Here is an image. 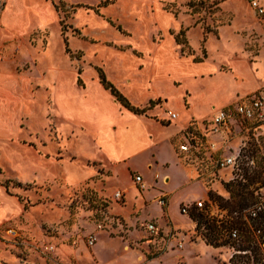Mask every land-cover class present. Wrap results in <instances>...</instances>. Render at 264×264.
I'll return each instance as SVG.
<instances>
[{"label":"rangeland","instance_id":"1","mask_svg":"<svg viewBox=\"0 0 264 264\" xmlns=\"http://www.w3.org/2000/svg\"><path fill=\"white\" fill-rule=\"evenodd\" d=\"M41 1L52 11V18L0 44V72L15 74L31 69L32 64L22 56L24 45L38 52L51 48L52 60L76 75L80 71L81 76L91 68L96 73L98 68L105 72L113 59V48L148 58V51L143 49L146 43L156 46L169 39L182 56H191L194 61L218 60L219 71L232 70L233 61L244 67L260 62L264 69L262 26L246 0H108L106 5L102 4L104 0ZM3 5L0 3V11ZM180 31L184 32L185 44L176 41ZM25 54L28 60L36 56L33 50ZM7 56L12 64L5 67ZM37 60L41 65L33 71L40 75L39 68L47 67L48 60L43 56ZM31 85L40 87L38 82ZM42 99L36 103L34 99L21 100L20 132L0 136V264H77V256L91 249L88 235L101 232L99 223L104 234L97 237L92 249L99 252L98 258L104 264H264V227L254 230L246 243L241 232L239 242H229L223 236L206 242L196 238L189 228L190 221L179 211V205L189 204L190 211L195 208V212L204 210V214L216 218L225 216L229 208L221 204L230 195L225 184L239 180L251 183L244 190H254L255 195L264 198V124L231 121L228 126L211 130L210 117L213 108L219 106H213L206 118L191 120L187 128L203 138L200 156L188 163L183 161L190 171L187 186L171 191L183 183L182 169H173L167 186L161 181L165 170H152L153 174L160 173L154 191H165L170 197V216L165 213L162 221L160 208L151 196L154 192L148 201L138 200V195L134 200L132 194L137 188L130 176L123 174L109 181L103 168L81 156L84 148L73 144V135L57 129L49 110V96ZM15 101L11 100L10 107ZM25 126L31 131L27 133ZM17 141L31 144L48 160L55 159V175L44 174L29 181L19 178L11 163L1 158L3 142L12 145ZM182 141L183 137L175 141L180 157L178 146ZM211 144L218 148L216 156H236L238 167H215L208 158ZM79 166L84 173L79 172ZM118 189L126 190V197L115 199L113 192ZM186 193L189 197L178 203ZM198 200H204L205 206L195 207ZM248 211L243 208L233 213L249 215ZM154 217L162 221L163 230L166 224L180 225L186 235L181 248L173 241L165 244L162 231L153 243L144 242L149 235L141 225ZM113 218L123 227L113 223ZM127 228L131 232L125 231ZM108 236L115 239L111 241ZM241 243L248 247L239 249ZM140 255L145 259L136 258Z\"/></svg>","mask_w":264,"mask_h":264},{"label":"crops","instance_id":"2","mask_svg":"<svg viewBox=\"0 0 264 264\" xmlns=\"http://www.w3.org/2000/svg\"><path fill=\"white\" fill-rule=\"evenodd\" d=\"M3 3L0 11V44L22 35L31 25L41 24L52 18V11L41 0H3ZM23 47L22 56L32 64L31 69L15 74L0 72V136L7 137L20 132L18 121L23 107L19 108L18 104L21 100L34 99L36 103L38 98L43 100V96H49V110L57 129L61 132L64 129L73 135V144L84 148L81 156L103 168L109 181L123 174L130 176L133 187L137 188L132 194L134 200L138 195V200L148 201L147 197L153 191L151 196L160 208L162 221L166 219L165 213L170 216V197L165 206L159 204L158 197L162 194L169 196V193L154 191L160 173L154 171L153 174L152 170H165L161 181L167 186L172 180L173 169H182L184 181L180 187L171 191L187 186L190 171L177 152L175 141L183 137L190 121L206 118L211 114L213 106H227L236 99L237 102L264 90V69L260 62L255 66L244 67L241 62L233 61L232 70L219 71L218 60L194 61L191 56H182L171 39L156 46L146 43L143 49L148 51V58H139L113 48V59L108 62V69L104 72L107 80L136 107L142 108L154 102L144 113L138 114L125 107L104 87L94 68L81 76L80 71L76 75L73 70L62 67L49 57L51 48L38 52L33 46ZM28 50H33L38 58L47 57V67L39 68L40 75L33 70L36 66L40 67L41 63L36 56L28 60L25 54ZM11 61V57L7 56L5 67L10 66ZM33 82H38L40 87H33ZM12 99L17 101L10 107ZM169 109L177 112L175 119L169 118ZM24 129L27 133L31 131L26 126ZM2 145L4 149L1 158L11 163L12 169L24 181L38 180L44 174L52 176L57 172L55 167L58 162L42 157L31 144L17 141L12 145L3 142ZM84 171L79 166V172ZM28 174L33 176L27 179L25 176ZM137 174L141 176L143 188L134 180V175ZM187 197V193L179 197L178 203ZM179 211L190 221L189 228H192L193 222L188 214L181 212V205ZM151 219L157 221L163 232L171 226L166 224L167 228L163 230L162 221L154 217L144 220L141 230L144 223ZM114 220L113 218V223L122 226L120 220ZM129 220L133 222L132 218ZM172 227L178 231L168 240L167 245L172 241L177 244L179 240H182L183 245V237L186 235L180 231V225L173 223ZM100 230L95 235L96 239L104 234ZM125 231L131 232L128 228ZM109 239L113 241L115 238ZM95 242L89 245L90 250L77 256V264H81V259L85 260L84 264H91L92 261L104 264L98 258L99 252H93ZM144 242L147 243L146 240ZM136 258L145 259L142 255Z\"/></svg>","mask_w":264,"mask_h":264},{"label":"built area","instance_id":"3","mask_svg":"<svg viewBox=\"0 0 264 264\" xmlns=\"http://www.w3.org/2000/svg\"><path fill=\"white\" fill-rule=\"evenodd\" d=\"M246 2L250 5V7L254 11V15L258 19L259 23L262 26V32L264 34V0H246ZM0 3H3V0H0ZM167 114L169 118L175 119L177 117V112L174 110H167ZM231 121H237L240 124H249L253 126H259L264 124V90L259 91L253 95H249L245 98L238 100L233 104H229L227 106H219L213 108L212 115L210 117V122L212 125L211 130H218L223 126H228V123ZM201 136H198L192 129L186 128L183 135V141L179 144L178 149L180 151L181 158L185 163L190 162L194 158H198L201 154V145L202 144ZM209 157L212 159L215 167L230 165L233 169L238 167L236 163V156L227 155L225 157L216 156L218 153V148L215 147L214 144L208 146ZM135 182L138 183L140 188L144 187V184L141 182L140 175H134ZM126 193V190H116L114 192V198L120 199L123 198ZM158 202L161 206H165L167 204V195L162 194L158 197ZM195 207L201 208L205 206L204 200H198L196 202ZM206 209V207H204ZM260 209V205L258 204L255 207L249 208L248 212L251 217H256L257 213ZM181 212L188 214L193 222L192 232L195 234L196 238L204 240L206 242L215 241L217 239H213V235L210 231L205 229L206 222L204 219H200L198 217L195 220L190 216V205L184 204L181 206ZM212 215V214H209ZM214 216V215H212ZM103 225L101 223L98 224V228L102 229ZM144 231L149 235L145 240L147 243H153L152 241L157 240V236L162 231L160 226L157 224V221L151 219L144 223L143 225ZM259 230V229H258ZM178 230L173 228L172 226L168 227V230L164 232V236L162 237V241L167 244L168 240L171 239L172 236L176 234ZM163 232V231H162ZM239 230L236 227H231L223 233L224 239L226 238L229 242L235 241L239 242L240 235ZM191 237V236H190ZM96 240L94 234H89L87 242L89 245H92ZM177 246H182V240H179Z\"/></svg>","mask_w":264,"mask_h":264},{"label":"trees","instance_id":"4","mask_svg":"<svg viewBox=\"0 0 264 264\" xmlns=\"http://www.w3.org/2000/svg\"><path fill=\"white\" fill-rule=\"evenodd\" d=\"M107 3L108 0H104L102 2L103 5H106ZM191 3L192 2H190L189 4ZM63 30L64 29H62V33H64ZM175 38L178 43L185 44L186 42L183 31L177 33ZM63 40L66 46V50H68L67 39L65 36ZM98 75L104 87L109 89L110 92L117 98V100L120 101L125 107L131 109L135 113H144L149 107L154 105V102H150L148 106L142 108L132 105L129 100L124 97L109 80H107L104 71L101 68H98ZM78 81L80 82V78H78ZM250 184V182H243L242 180H239L237 182H227L225 184V187L230 194L229 199H226L223 204H221L223 208H229V212L225 216L216 218L215 216L209 215L208 212L204 214V210L195 212V208L191 211L190 216L194 220L196 217L205 220L207 228L213 235L212 240L222 237L223 233L231 227H236L239 232H241V235H243V242L246 243L250 241V235L252 234V232L256 229H263L264 227V198L259 194L255 195L254 190H244ZM258 204L260 205V209L256 217H251L250 215L243 214L242 212L233 213L234 211H236V209H249L257 206ZM240 247L241 248L239 249L244 250L248 247V245H242L241 243Z\"/></svg>","mask_w":264,"mask_h":264}]
</instances>
